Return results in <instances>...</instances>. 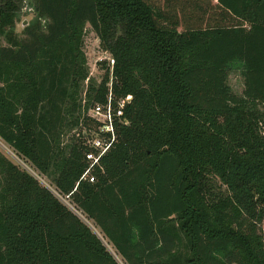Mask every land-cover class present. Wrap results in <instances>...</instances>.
I'll return each instance as SVG.
<instances>
[{"label":"trees","instance_id":"obj_1","mask_svg":"<svg viewBox=\"0 0 264 264\" xmlns=\"http://www.w3.org/2000/svg\"><path fill=\"white\" fill-rule=\"evenodd\" d=\"M20 2L0 0V141L102 239L0 153V264H264V0H34L18 34ZM109 89L129 125L89 183L66 136Z\"/></svg>","mask_w":264,"mask_h":264},{"label":"rangeland","instance_id":"obj_2","mask_svg":"<svg viewBox=\"0 0 264 264\" xmlns=\"http://www.w3.org/2000/svg\"><path fill=\"white\" fill-rule=\"evenodd\" d=\"M35 17V12H34V0H21L19 4V10H18V21L15 26V31L16 33L20 34L22 29L30 22L32 19ZM0 44H3L2 40L0 39ZM83 51L85 53L86 59H87V68L89 71V78L95 83H99L107 65H103L102 63L105 62L108 64L106 61H103L102 63H99L98 59L102 58L105 55V52L101 50L99 46V41L96 38V36L91 32L89 27L86 28V34L84 37L83 41ZM228 85L232 89V91L238 95L241 96L243 93V80L239 72H232L228 76ZM87 83V82H86ZM86 85V84H85ZM83 97V96H82ZM89 111L87 115H89ZM86 132L88 135L92 134V128L90 126L89 122H86L85 126L79 127L75 130H73L71 133H69L66 136V140L74 138L79 140V136L81 133ZM84 145L87 143V140H85ZM0 153L7 158L10 162L15 164L16 166L20 167L21 169L27 171L31 176H33L40 185L48 188L50 191H55L49 184L48 182L42 178L41 176L38 175L36 171H34L33 168L30 167L29 164L24 163L22 160H20L14 152L6 146L4 143L0 141ZM59 201L67 207L69 210L75 212L79 218L100 238L102 239V236L96 230L91 222L87 221L78 211L75 210L73 205L69 203L68 200L64 198H60ZM104 244L106 245V242L104 241ZM107 246V245H106ZM107 248L111 251L112 254L114 252L111 250V247ZM116 257V256H115ZM118 260L119 264H123L119 257H116Z\"/></svg>","mask_w":264,"mask_h":264},{"label":"built area","instance_id":"obj_3","mask_svg":"<svg viewBox=\"0 0 264 264\" xmlns=\"http://www.w3.org/2000/svg\"><path fill=\"white\" fill-rule=\"evenodd\" d=\"M98 60L99 63L106 61L110 68H112L114 64L113 59L106 53ZM108 86L110 87L111 85L108 84ZM130 102L131 96H127L126 98L117 100L114 103L112 100L111 90L109 89L106 102L101 105H94L91 109H89L90 113L88 116L93 121V128L91 135L84 132V136L87 140L85 146L88 149L84 154L87 168L83 172L80 180L87 181L89 183L95 182L93 172L96 168L101 169L102 158L114 147L117 141V130L121 127L129 125V120L124 115V110ZM53 194L58 199L64 198L68 200V197H62L56 191H53ZM73 213L76 214L75 212ZM79 213L81 214V212Z\"/></svg>","mask_w":264,"mask_h":264}]
</instances>
